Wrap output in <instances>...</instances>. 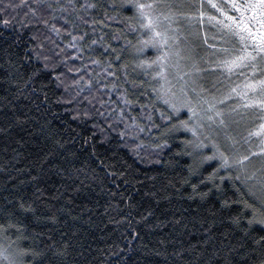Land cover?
I'll use <instances>...</instances> for the list:
<instances>
[{"label":"snow or ice","instance_id":"obj_1","mask_svg":"<svg viewBox=\"0 0 264 264\" xmlns=\"http://www.w3.org/2000/svg\"><path fill=\"white\" fill-rule=\"evenodd\" d=\"M97 7L105 6L90 3L89 0L83 3L80 0H8L6 5L4 0H0V25L5 30L14 25L18 28L11 42L5 41L6 47L0 45V51L8 56L9 69L15 71V61L10 50L21 41L19 33L34 24H43L58 37L62 32L68 33L71 37L66 45L68 49H74L77 53L89 50L82 47L88 33L73 35L72 31L77 29V21L87 26L89 10ZM109 7L121 13H131L124 16L123 21L128 34L136 37L135 42L125 35V48L118 51L111 44L105 46L101 55L111 56V59L90 60L93 68L100 69L94 72V76L103 74L102 80H85L81 76L68 85L62 78L63 73L55 75L57 87L63 86L65 91L72 87L78 89L71 99L58 100L57 103L79 104V97L85 90L91 93L94 85L98 84L97 93L104 91L109 95L118 94L125 108L131 111V105L138 103L139 97L136 100L130 99V93L135 94L146 87V81L137 77L143 76L158 82V87L151 83L147 87L172 115L161 114L168 122V127L157 138L160 142L148 145L142 141L136 144L137 154L149 147L153 152L160 153L171 147L169 141L174 137L188 138L179 139L176 144L180 149L176 155L186 158L181 168L183 174L178 179L166 178V183H162L159 188L153 184L145 193L152 198L155 207L149 206L146 209V215L140 217L142 221L155 216L156 208L162 202L166 205L155 222V227L167 230L163 238L158 240V246L164 250L155 251V255L165 256L166 264H264V236L252 240L250 246L247 241L232 242L230 232L220 231L218 227L224 224L221 217L227 213L226 219L231 226L239 228L242 223L247 225V228L242 229L245 236L249 235L254 225L264 230V0H111ZM104 16L108 20L114 19L107 11ZM57 19L63 21L60 27L53 22ZM181 21H188L197 27L207 26L212 34L205 32L201 36L200 33H189L199 41L189 46L188 36L180 28ZM103 23V20L91 19L94 26ZM95 30L93 27V32ZM120 38L112 37L113 40ZM44 39L48 40L49 37L45 36ZM29 43L31 52L26 51L22 60L31 61L34 56L42 62L43 69L53 66V57L63 55L65 51L60 49L59 52L46 55L45 45L38 41L37 35H31ZM50 43L54 48H59L55 41L50 40ZM98 43L97 40L91 41V45ZM201 48L205 53L203 56L197 51ZM150 50L157 55L154 58H142ZM126 56L131 58L126 59ZM77 58L82 60L83 56ZM69 59V56L64 55L61 63L66 64ZM82 67L93 72V68L88 65ZM4 71L7 75L8 69ZM41 71L40 68H34L29 80L37 77ZM72 71L68 69V72ZM75 71L79 73L81 69L76 68ZM212 72H218L219 76L208 83L205 74ZM49 75L52 76V73ZM109 79L110 85L105 82ZM32 91L35 92V89ZM143 94L147 95V91ZM96 98L89 100V97H84V100L91 104ZM47 99L45 94V101ZM107 103L100 100L102 107ZM140 107L144 108V105ZM125 108L120 109L116 117L118 120L129 119L124 115ZM67 111L71 114L72 123H83L97 116L110 119L114 113L111 108L108 109L107 117L99 109L93 113L88 108L82 110L70 107ZM181 113L186 114L187 118L180 119ZM15 119L23 123L28 117L17 116ZM131 119L132 123H125V128L132 129V132L121 131L120 136L136 135L144 131L134 118ZM246 120L255 126L238 140L229 130ZM61 123L67 128L70 139L62 142L55 138V132L48 131L47 138L52 140V149L43 153L31 168L17 169L27 171L28 181L33 185H39L45 168L55 169L56 174L73 183L84 173L82 168L75 167L76 153L68 151L75 141V135L79 133H75L70 124ZM152 127L159 129L160 126L153 124ZM255 140H259V144L256 145L257 150L253 151ZM241 142L247 148L237 151ZM84 143H88V140L85 139ZM258 158L259 167H256L254 161ZM33 172L36 174L33 175ZM137 183L142 185L143 181ZM80 184L83 185V181ZM228 185L235 192H240L241 188L245 192L241 193L239 199H229L226 196ZM203 188L207 191H201ZM214 193L218 194L215 203L219 204V208L211 212L210 216L198 213L189 215L187 209L173 205L174 197L182 202H206ZM43 196V189L37 186L32 198H14L0 208V264H69L70 259L74 260L73 252L76 248L67 233L61 234L59 241L48 237V242H45L43 233L30 231L17 215L18 212L31 214L39 219L36 204L37 201L44 203ZM234 208L239 211L232 214ZM43 218L52 223L58 220L55 213ZM138 236L139 233L133 229L132 239ZM169 247L171 252L167 251ZM77 255L84 256V251L77 252Z\"/></svg>","mask_w":264,"mask_h":264},{"label":"trees","instance_id":"obj_2","mask_svg":"<svg viewBox=\"0 0 264 264\" xmlns=\"http://www.w3.org/2000/svg\"><path fill=\"white\" fill-rule=\"evenodd\" d=\"M80 2L83 3L84 0ZM89 2L105 7L89 10L90 16L86 17L89 19L87 26L77 21V29L75 31L69 29L73 35L88 33L82 47L89 50L77 53L74 49H68L66 45L71 41L68 33L62 32V35L58 37L55 33H50L43 24H34L19 33L21 41L10 50L15 61V71L9 69L8 56L0 51V129H5L0 131V208L6 205V201H13L14 198H32L35 187L39 186L44 191L42 197L44 203L37 201L36 204L38 208L36 215L40 218L19 212L17 215L28 225L30 231L43 233L42 238L45 242H48V237L59 241L61 234L67 233L76 248L73 252L74 260L70 259L69 264H85V261L87 264H166L165 256L155 255V251L164 250L163 247L158 246V240L163 238L167 230L155 227V222L156 217L160 216L166 205L162 202L161 206L156 208L155 216L149 217L147 221H142L140 217L146 215V209L149 206L155 207L152 198L145 195L152 185L155 184L156 188H159L162 183H166V178L178 179L179 175L183 174L181 168L186 158L176 155L180 150L176 144L179 139L188 137H174L169 141L171 147L160 153L153 152L149 147L146 151H139V155L137 154L136 144L142 141L147 142L148 145L154 142L159 143L160 140L157 138L161 137L168 127V122L163 118L152 119L155 107L150 97L152 92L147 87V84H152V81L147 77H137L146 81V87L135 94L130 93V99L136 100L139 97V102L131 105V111L125 108L118 94L109 95L104 91L97 93L98 84L94 85L91 93L85 90L79 97L81 101L79 104L57 103L58 100L71 99L78 89L72 87L69 91H65L63 86L57 87L55 75L63 73L62 78L68 85H71L73 79L78 80L81 76L85 80L90 78L102 80L103 74L94 76V72H99L100 69L93 68L90 60L111 59V56L101 55L105 51V46L111 44V47L118 51L125 48L123 38L125 35L133 42L136 39L128 34L123 21V17L131 13H121L112 9L109 7L111 0H89ZM7 3L8 0H4V4ZM105 11L114 19L108 20L104 16ZM72 18L75 19L74 16ZM93 18L98 21L103 20L104 23L94 26L91 24ZM53 22L58 27L63 25V21L59 19ZM93 27L96 29L95 32ZM17 32L18 28L15 25L7 30L0 25V45L6 47L5 41L11 42ZM31 35H37L38 41L44 43L46 55L59 52L60 49L65 50L63 55L53 57L52 65L55 67L43 69L42 62L36 60L34 56L31 61L22 60L26 51L31 52L29 43ZM45 36L49 39L45 40ZM113 36L121 38L113 40ZM50 40L55 41L59 48H54ZM92 40H97L99 43L91 45ZM199 53L205 54L202 48L199 49ZM64 55L71 58L66 64L61 63ZM81 55L82 60L77 58ZM148 56L154 58V51H148L146 57L142 58ZM130 58L126 56V59ZM82 65L93 68V72L86 71ZM34 68H40L42 71L37 77L29 80ZM69 68L73 71L68 72ZM76 68H80L81 71L77 73ZM5 69H8L7 75ZM49 73H52V76ZM105 82L111 84L110 79ZM83 86L82 84L81 87ZM33 89L35 92L32 91ZM145 91L147 95L143 94ZM45 94L48 97L47 101H45ZM84 97H89V100L92 97L97 98L89 104ZM101 99L109 103L102 107ZM140 105H144V108ZM70 107H79L82 110L88 108L93 113L99 109L105 113L106 117L109 115V108L113 109L114 113L110 119L97 116L83 123L80 121L72 123L71 114L67 111ZM121 108H125L124 115L129 117L127 121L116 118ZM17 116H26L28 119L18 123L15 119ZM181 117L185 118L186 114L182 113ZM131 118H134L136 124L144 128V131L136 135L120 136L121 131L132 132V129L125 128V123H132ZM45 121L50 123L46 124ZM61 122L70 124L71 128L75 129V133H79V135L73 133L75 141L71 143L68 151L76 153L75 167L82 168L84 173L73 183L72 180H66L56 174L55 169L45 168L39 185H33L28 181V172L17 171V169L31 168L43 153L52 149V140L47 138L48 131L55 132V138L61 139L62 142L70 139L67 128H64ZM153 124L159 125V129L153 128ZM85 139L88 143H84ZM32 174L35 175L36 172ZM21 181L25 182L21 184ZM80 181H83V185ZM137 181H143V184H138ZM201 191H207V189L203 188ZM244 192V188H241L240 192H235L231 185H228L226 196L235 200L239 199ZM217 196L218 194H211L206 202L199 200L182 202L174 197L173 205L187 209L189 215L198 213L202 216H210L211 212L219 208V204L215 203ZM53 197L56 199L54 200ZM108 205L111 207H107ZM236 211L239 209L234 208L232 214ZM52 213L58 217L56 223L43 218ZM226 216L227 213L225 217H221L224 219V224L218 227L220 231L230 232L232 242L247 241L251 246L252 240L264 236V230H261L259 225H254L249 235L245 236L242 229L247 228V225L242 223L239 228L233 227ZM124 217L127 219H123ZM133 229L139 233L136 239H132ZM13 239H15L14 236ZM79 251H84V256L77 255ZM167 251L171 252L172 249L169 247Z\"/></svg>","mask_w":264,"mask_h":264},{"label":"rangeland","instance_id":"obj_3","mask_svg":"<svg viewBox=\"0 0 264 264\" xmlns=\"http://www.w3.org/2000/svg\"><path fill=\"white\" fill-rule=\"evenodd\" d=\"M180 28H181V31L184 33V35L188 36L187 44L189 46L193 43H199V41L196 40L195 36L189 35V33H200L201 36L205 32H207L209 35L212 34L211 30L207 26L197 27L195 24H190L188 21H181L180 22ZM197 51L199 53V49ZM155 55H157V53H155ZM199 55L203 56L204 54L199 53ZM147 58H151V57L148 56ZM201 66L206 67L205 65H201ZM218 76H219L218 72L206 73L205 79L208 83H211ZM233 79H235V77H233ZM174 83H175V81H174ZM152 86L158 87L159 83L156 81H152ZM150 97L152 98V103L154 105L153 107H155V110H154L153 115H152V119H157L160 117L163 118V116L161 115L162 113L172 115L171 111L165 105H163L162 102H159L155 99L154 93H152V95ZM186 118H187V116L185 118L181 117L180 119H186ZM254 126L255 125H253L250 122H247V120H246L244 122H241L238 126L234 125L229 131H230L231 135L235 136L239 140L240 137L246 135L247 130H249L250 128H252ZM258 144H259V140H255L254 144H253V148H252L253 151L257 150L256 145H258ZM245 148H247V145H245V144H243V142H241V145H238V147H237V151H243ZM254 165L256 167H259V158L257 159V161H254Z\"/></svg>","mask_w":264,"mask_h":264}]
</instances>
